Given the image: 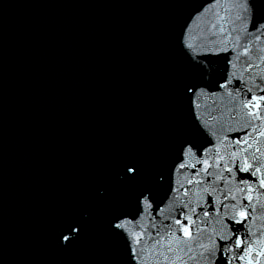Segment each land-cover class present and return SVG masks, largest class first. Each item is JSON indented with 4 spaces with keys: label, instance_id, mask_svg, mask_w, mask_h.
<instances>
[{
    "label": "water",
    "instance_id": "95a60500",
    "mask_svg": "<svg viewBox=\"0 0 264 264\" xmlns=\"http://www.w3.org/2000/svg\"><path fill=\"white\" fill-rule=\"evenodd\" d=\"M238 4L239 0L7 1L0 22V264H122L123 242L109 233L108 220L131 202L139 187L152 183L157 172L168 175L174 147L193 119L182 91L194 72L190 56L177 41L186 26L192 54L219 50L218 56L209 57L214 62L205 66L215 74L209 91L218 95L200 96L196 109L211 141L201 138L211 165L205 181L219 188L213 194L217 211L207 208L212 214L203 217V231H193L192 255L201 251L199 236L216 240L223 234L217 221L231 223L233 213L247 207L249 218L239 234L245 248L251 246L253 264H264V189L257 186L254 199L247 202L245 185L238 183L247 174H236L245 156L253 165L264 163V119L256 118L264 116V101H253L252 108L241 103L264 94L256 87H264V39L248 36L252 47L243 52L246 41L242 22L236 19L242 15ZM221 16L227 21L224 27L232 29L230 36L219 31ZM228 59L234 67L228 66ZM226 66L229 75L235 73L234 82L243 85L239 94L228 95L233 85L215 87ZM248 88L252 91L245 95ZM245 123L249 128L241 131ZM240 137L247 143L237 144ZM129 157L144 165L135 185L117 178L121 161ZM225 164L233 167V174ZM193 171L175 174L177 186L188 187V195H170L190 200L195 207L201 196L208 197L203 193L207 183L187 184L188 179H198ZM219 175L222 181L215 179ZM100 189L106 190L105 196ZM167 192L165 182L156 201ZM222 193L230 196L225 199ZM169 203L162 205L165 212ZM124 210L134 212L135 207ZM152 216L155 205L139 220L152 235L143 240L147 254L142 264L158 259L153 224L158 228L163 217L153 221ZM200 219L194 217L193 229ZM69 220L86 227L74 246L65 249L60 247V231ZM248 258L233 264H246Z\"/></svg>",
    "mask_w": 264,
    "mask_h": 264
},
{
    "label": "snow or ice",
    "instance_id": "6c2138e0",
    "mask_svg": "<svg viewBox=\"0 0 264 264\" xmlns=\"http://www.w3.org/2000/svg\"><path fill=\"white\" fill-rule=\"evenodd\" d=\"M238 6L242 15L237 16L236 19L242 22L240 32L244 34L246 41L243 52L247 54L253 43L247 39L248 36L254 37L256 41L264 39V0H239ZM220 21L219 31L221 33L226 32L230 36L232 29L224 27V23L227 22L225 21V17L221 16ZM212 28H217V24H213ZM240 39V35L235 37L237 42ZM177 41L181 50L190 56L191 63L189 66L194 72V75L183 84L182 91L183 97L186 96L189 100V109L193 115V119L188 122L187 133L179 139L174 147L175 159L168 170V175L166 176L163 170L157 172L156 178L152 183L139 187L135 191L131 202L112 214L108 220V231L117 240L123 242L122 264H142L144 255L147 254L142 247L143 240L145 238L152 239V235L147 233L143 225L139 223V220L146 212L153 210V206L155 205V216H152L151 219L154 221L157 216L163 217L158 228L153 224L155 228L154 236L156 237L153 243L156 246L158 256L155 264H188V261L193 259L196 261V264H233V261H245L246 257H249L246 264H253L250 258L251 246L249 245L246 249L244 238L239 234L249 218L247 207H241L238 212L233 213L230 217L231 223H226L224 219L217 221L220 225V232L223 234L219 235L216 240H213L211 236H199L198 247L201 251L198 256L192 255L193 246L190 241L193 238V231L197 234L203 231V225L207 223L203 217H208L212 214L206 210L207 208L217 211L216 198L213 194L219 191V188L214 187L211 182L205 181V177L211 174L208 172V168L211 165L209 164V160L205 158L208 154L205 142L210 144L211 141L207 139L208 133L203 123L200 122L196 109L200 107L198 103L200 96L218 95L217 92L209 91L212 87L210 81L215 74L210 73L205 66L214 62L209 57L218 56L219 50L208 48L205 51H196L195 54H192L193 45L187 41V26L180 36L177 37ZM235 46L237 45L234 44L233 47ZM224 50L227 51V47ZM227 64L234 67L231 59H228ZM251 66V64L248 65V67ZM229 73L230 67L226 66L224 75L219 80H216L215 87L218 89H228L229 85H233L228 95L231 96L232 91L239 94L243 90V85L240 82H234L237 80L235 73H231V75ZM256 87L258 91L264 93V87L260 85H256ZM251 91L252 89L248 88L245 95L251 93ZM253 101H264V94L259 96L253 95L248 99L247 103H243V101L241 103L244 108H252ZM260 106L257 104L255 107L258 110ZM248 115H255V113L250 112ZM256 118L264 119V116L257 115ZM248 128L249 124L245 123L241 131H245ZM251 130L255 131V125L251 126ZM212 135H215V133ZM247 135L248 133L245 132V136ZM261 135H264V133H261ZM202 137L205 142H202ZM224 139H227V137H224ZM235 142L237 144L241 142L247 143L245 137H240ZM232 155L235 157L236 153L233 152ZM197 164H201L203 167L197 169ZM224 167L229 174H233L234 170L232 166L225 164ZM182 169H194L195 171H193L192 175L198 177L195 181L188 179V185L195 183L199 186L207 183V186L203 187V193L207 195L208 199L201 196L200 200L196 202L195 207L192 206L190 200L178 197L173 199L170 195L173 192L181 191L185 197L188 195V187L184 184L177 186L175 180L176 172ZM239 173L247 174V176H240L238 183L245 185L247 193L245 199L250 203L254 199L253 194L257 192V186L260 189H264V163H260L258 166L253 165L248 162V157L245 156L244 164L236 167V174ZM143 174V162L138 158L129 157L121 161L117 178L122 184L135 185ZM215 179L222 181L224 177L223 175H219ZM165 182L168 183V192L165 193L163 200L157 202L156 196L158 190L164 186ZM245 189H240V191L245 192ZM100 195L105 196L106 190L100 189ZM222 195L227 199L230 193H222ZM231 199L236 200V197L231 196ZM167 201H171V203L167 205V212H165L162 205H165ZM201 201L203 202V207H201ZM130 206L135 207L134 212L124 210ZM224 207H227V205H224ZM197 208H200L199 212ZM233 208H235V205H233ZM194 217H201L200 223L196 224L195 229H193ZM89 218V214L85 213V219L88 220ZM129 225H134V228L130 230ZM236 225H240V228H237ZM85 227V223L76 220L66 222L60 231V247L65 249L72 248L84 234L82 230Z\"/></svg>",
    "mask_w": 264,
    "mask_h": 264
}]
</instances>
